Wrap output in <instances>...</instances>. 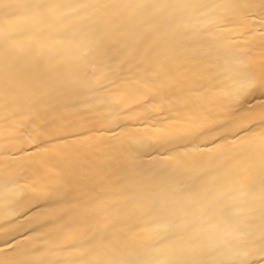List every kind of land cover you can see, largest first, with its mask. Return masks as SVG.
I'll list each match as a JSON object with an SVG mask.
<instances>
[{"label":"snow or ice","instance_id":"1","mask_svg":"<svg viewBox=\"0 0 264 264\" xmlns=\"http://www.w3.org/2000/svg\"><path fill=\"white\" fill-rule=\"evenodd\" d=\"M0 113V264H264V0H0Z\"/></svg>","mask_w":264,"mask_h":264},{"label":"bare ground","instance_id":"2","mask_svg":"<svg viewBox=\"0 0 264 264\" xmlns=\"http://www.w3.org/2000/svg\"><path fill=\"white\" fill-rule=\"evenodd\" d=\"M205 103L208 105L209 110L213 113V115L217 119L222 118V114L219 112L218 108H216L214 106V104H213V100H212V97H211L210 93L208 94V97H207ZM152 115L154 117H156V119L158 121H164L165 123H167V121L165 120L166 113H164L163 111H161L159 113L153 112ZM163 126L164 125L162 124L161 127H163ZM3 127H4V121H3V118H2V113H0V132H2ZM208 147H211V144H208ZM3 167H4V160H3V157L0 156V171L3 170ZM3 216H4V205H3V201L0 200V224H2L4 222ZM19 219H20L21 222H23L26 225V227H30V226L27 225V217L26 216L21 215L19 217ZM25 234L26 235H33V233L31 231H26Z\"/></svg>","mask_w":264,"mask_h":264}]
</instances>
